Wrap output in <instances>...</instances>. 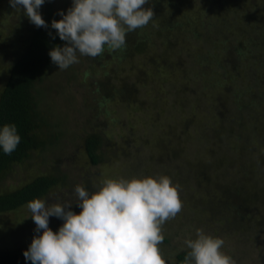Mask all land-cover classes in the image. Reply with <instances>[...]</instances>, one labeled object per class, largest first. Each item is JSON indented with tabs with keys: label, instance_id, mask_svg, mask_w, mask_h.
Listing matches in <instances>:
<instances>
[{
	"label": "rangeland",
	"instance_id": "obj_1",
	"mask_svg": "<svg viewBox=\"0 0 264 264\" xmlns=\"http://www.w3.org/2000/svg\"><path fill=\"white\" fill-rule=\"evenodd\" d=\"M46 1L57 14H66L73 2ZM4 4L5 0H0V14ZM240 4L238 19L250 8L248 16L263 20L264 0H243ZM161 6V16L154 25H147V30L151 29L150 46L127 60H117L106 49L103 56H79V63L59 70L49 56V65L35 86L38 115L47 121L40 133L47 146L12 167L0 182V194L16 190L37 176L53 174L62 181L42 199L52 203L68 194L71 210L79 214L82 209L75 205L77 199L72 195L77 185L94 192V184L106 178L167 175L173 184L181 186L183 204L180 213L163 225L165 239L160 248L167 264H174L178 254L189 250L184 241L195 239L198 229L222 238V251L237 264H264V210L246 206L250 194L244 192L240 198L236 194L244 188L252 191L254 179L256 187L264 188V47L237 55L240 59L236 62L228 57L230 52L223 54L222 49H230L228 46L195 40L186 28L184 38L165 43L164 36L155 31L158 22L165 23L182 11L167 13L166 5ZM9 17L8 25L2 22L0 27V46H5L3 40L14 41L10 28L18 24L20 15L11 11ZM235 18L234 14L227 21ZM60 19L57 15L56 20ZM186 22L185 12L180 23ZM255 25L249 24L248 35L253 39L257 31L264 30V21ZM237 32L235 28L226 31L228 36ZM228 41L235 43L233 38ZM65 43L59 40V46ZM10 47L8 60L16 52L15 43ZM220 61L225 68L219 67ZM10 65L0 60V92ZM105 76L110 95L103 100L100 90ZM122 86L127 89L120 93ZM234 95L249 100L246 98L240 116L229 123L224 115L231 112ZM89 133L103 140L96 165L83 149ZM220 158L223 160L218 166ZM198 164H206L208 172L199 175ZM26 205L0 214V249H28L33 238L42 235V231L35 232L36 224ZM63 223L50 217L49 227L58 232Z\"/></svg>",
	"mask_w": 264,
	"mask_h": 264
},
{
	"label": "clouds",
	"instance_id": "obj_2",
	"mask_svg": "<svg viewBox=\"0 0 264 264\" xmlns=\"http://www.w3.org/2000/svg\"><path fill=\"white\" fill-rule=\"evenodd\" d=\"M15 10H23L30 23L48 28L40 12L45 0H9ZM149 0H73L62 17L53 20L63 47L57 45L49 56L59 70L79 63V56L97 58L105 50L126 46V35L154 20ZM51 36L52 33L49 32ZM55 39V37H52ZM88 73H85V79ZM21 142L15 124L0 127V149L11 155ZM96 191L77 185L74 195L82 211H72L66 194L63 200L49 203L35 198L26 205L36 224V233L23 253L31 264H167L160 245L163 225L182 210L181 186L167 175L131 179L106 178ZM50 217L64 221L58 232L49 227ZM224 240L198 229L195 239L184 241L189 251L182 264H237L224 251Z\"/></svg>",
	"mask_w": 264,
	"mask_h": 264
},
{
	"label": "trees",
	"instance_id": "obj_3",
	"mask_svg": "<svg viewBox=\"0 0 264 264\" xmlns=\"http://www.w3.org/2000/svg\"><path fill=\"white\" fill-rule=\"evenodd\" d=\"M242 1L243 0H149V4L144 7L153 8L155 17L154 20L149 23L153 25L154 21H156L163 12L162 4L166 5L164 11L168 10L167 13H173L174 9H181L180 11H182V13L179 16L171 17L169 21L165 23L158 22L157 24V29H155V31L164 36L165 43L171 44V42L177 41L179 36L184 38V32L188 31L195 40H200L204 43L210 42L214 46L217 44L224 47L228 46L230 49H222L223 54L225 52H230L228 57L234 58V60L238 62L240 58L236 57L237 55L243 56L247 51L252 49L258 50L264 47L263 29L259 30V32L257 31L255 34L257 41L260 37L259 42L256 41L255 37L253 39L252 36L248 35L249 24H253L254 26L257 21L259 24V22L264 21V16L263 20L256 15L248 16L251 10L248 7L249 9L246 15L238 19L240 15H238L236 11H238L237 8L242 5L240 4ZM247 1L249 2V0ZM196 3H198V6ZM4 7L5 10L0 14V27L2 26V22L8 25L7 22L10 19L9 16L11 15V11L13 13H18L20 15V20L18 24L10 28L14 35V41L11 43L12 45L15 43L16 46L14 58L8 60L7 57V53L11 48V43H7V41L3 40L2 42L5 46H0V52L2 53L0 60L11 64L7 81L0 92V127L5 124H15L21 136V142L11 155L4 154L3 150L0 149V182L7 177L14 165L22 164L25 160L30 158L32 152L44 150L47 146L46 141L40 136L44 126H47V121L43 120L38 115L37 103L35 100V86L40 80V76L44 69L49 65V52L55 46L59 45L60 40L59 36L56 34V30L51 28V22L54 19L56 20L58 14L55 9L50 8L46 0L40 12L43 19L47 22L48 28H38L35 25L28 26L29 21L23 10L13 9L10 6L9 0H5ZM6 12L8 13L6 14ZM185 12L187 22L181 24L180 17L182 14H185ZM234 14L236 15L235 20L227 21L228 18L234 16ZM262 14L264 15V12ZM147 28L148 26H145L127 33L126 43L128 44V39L132 40V43L126 44L121 50L111 51V54L115 56L117 60L123 61L130 58L131 55H135V52H139V50H142L144 47H149L151 44V34L148 31L151 29L147 30ZM185 28L186 30L184 31ZM228 28H235L238 31L237 35L228 36V33H226ZM49 32L52 33L51 36ZM243 33H247L245 37ZM53 36L55 39L52 38ZM228 38H233L235 43L230 44L229 42L231 41H228ZM197 62L198 64H202L199 60ZM218 65L220 68H225L222 61L218 62ZM104 78H106V76ZM107 80L109 81L107 78L106 80L103 79L101 84L102 88L100 92H103V100H106L110 95L107 90ZM258 82L260 81L258 80ZM126 89L125 86H122L120 93L124 92ZM246 98L249 100L248 97L234 95V98H231L232 102L230 104L232 110L230 113L228 112V115H224V119L228 122H233V118L235 119L237 116H240L239 112L242 106L247 103ZM128 99H130V96ZM132 100L135 101V99L131 98L130 101L132 102ZM248 104L249 106L252 105L251 103ZM219 110L221 113V109ZM101 147H103V140L99 135L89 133L85 136L83 140V149L93 165L99 162V150ZM221 160H223V158L217 159L218 166ZM258 166H260V160ZM262 166H264V162ZM196 168L198 169L199 175H204L205 172H208L206 164H198ZM211 175L214 176V173L212 172ZM254 177L258 178L256 174ZM260 179L262 178L260 177ZM61 181L59 176L53 174L40 175L16 190L0 194V214L14 211L35 198H44L48 195L50 190L61 183ZM257 183V180L254 179V185L251 184L252 191H245L246 189L244 188L242 191L239 189L236 194L239 195V198L244 192L250 194L249 200L245 203L246 206L251 207V209L259 207L264 210V188L256 187ZM260 184L261 182H259V185ZM234 200L236 199L234 198ZM261 222L264 223V220H261ZM27 250V248L0 249V264H31V261H27L23 255ZM188 251L178 254L174 264H182Z\"/></svg>",
	"mask_w": 264,
	"mask_h": 264
}]
</instances>
